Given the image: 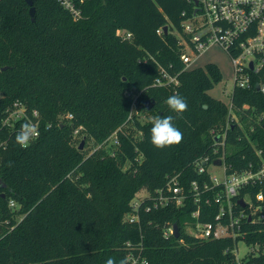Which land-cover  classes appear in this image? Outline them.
I'll use <instances>...</instances> for the list:
<instances>
[{
  "label": "trees",
  "instance_id": "obj_1",
  "mask_svg": "<svg viewBox=\"0 0 264 264\" xmlns=\"http://www.w3.org/2000/svg\"><path fill=\"white\" fill-rule=\"evenodd\" d=\"M78 6L82 17L74 21L57 0H35L31 21L24 0H0V264H106L109 258L120 264L129 249L147 264H264V226L249 229L245 242L256 250L237 262L230 239L185 233L193 206L143 210L170 177L179 175L184 186L199 180L193 162L211 154L224 131L229 173L258 159L254 149L264 159V92L255 89L264 86V66L247 70L250 87L233 88L230 113L209 95L222 79L219 67L185 68L180 59L181 14L192 4L89 0ZM162 70L178 84L152 86ZM175 93L188 103L182 118L165 103ZM134 98L137 114L129 118ZM146 100L154 101L150 110ZM14 104L30 117L38 113L39 135L27 147L15 142L24 120L2 126ZM168 115L183 140L157 149L152 118ZM115 132L118 145L108 141ZM81 140L97 146L88 154L79 150ZM250 191L264 195V182ZM140 198L139 221L130 223L132 202ZM206 211L213 215L215 207H203L200 221L212 219ZM174 223L180 237H163Z\"/></svg>",
  "mask_w": 264,
  "mask_h": 264
},
{
  "label": "built area",
  "instance_id": "obj_2",
  "mask_svg": "<svg viewBox=\"0 0 264 264\" xmlns=\"http://www.w3.org/2000/svg\"><path fill=\"white\" fill-rule=\"evenodd\" d=\"M89 0H57L74 21L82 17L78 5ZM192 4L190 12L183 11L184 19L181 22L184 37L181 38L183 52L181 61L188 68L208 48L219 45L229 55L235 70L234 87H250V76L247 72L258 73L264 66V0H186ZM162 30H157L160 35ZM130 34L124 36L129 39ZM252 63V70L249 64ZM162 77L157 78L152 86L177 85L176 77L168 76L163 70ZM233 87V88H234ZM259 91L264 92V86L259 85ZM232 113V106L227 105ZM137 114L135 98L133 99L131 114ZM71 119V115H66ZM142 118V117H141ZM144 119V117L142 118ZM30 121L38 129V113L27 115L25 109L14 104L8 110L2 126H12L17 121ZM81 128L74 130V137H78ZM226 131L216 136V146L207 154L193 162L194 170L201 176L199 180L191 181L184 186L179 175L170 177L165 186L156 189L153 195H148L150 204L143 207L145 212L158 211L165 208L183 209L188 205L194 207L190 213L191 222L185 223V233L201 240L230 239L233 242V253L237 262V244L249 234V229L264 226V195L261 191L252 194L251 189L264 182V159L261 152L255 150L258 159L251 160L240 171L229 173L231 165H227L226 156L230 152L225 146ZM36 138V137H35ZM108 141L118 145L116 132ZM219 161L220 165H215ZM214 170L219 171L215 173ZM144 198L132 202V212L128 214L127 221L137 223L139 211ZM243 203V205H241ZM13 206V203L10 202ZM203 207H215V213L206 211L210 221H200ZM211 215V216H210ZM172 224L163 229L165 238L173 237ZM247 245V244H246ZM127 248H131L126 243ZM249 246V245H248ZM251 252L255 251V246ZM126 260L128 264H145L140 253L135 255L129 249Z\"/></svg>",
  "mask_w": 264,
  "mask_h": 264
},
{
  "label": "clouds",
  "instance_id": "obj_3",
  "mask_svg": "<svg viewBox=\"0 0 264 264\" xmlns=\"http://www.w3.org/2000/svg\"><path fill=\"white\" fill-rule=\"evenodd\" d=\"M165 103L169 109L182 118V114L188 110V103L184 97L179 93L169 96ZM206 110L207 106L202 105ZM174 117L172 115L152 118V127L150 129V142L157 149H163L177 145L183 140V133L173 123ZM39 135L38 129L30 121H25L21 124L20 131L15 136V142L21 147H27L35 137ZM11 167V164L8 165ZM106 264H116V262L109 258ZM120 264H128L126 259H122ZM147 264V261H145Z\"/></svg>",
  "mask_w": 264,
  "mask_h": 264
},
{
  "label": "rangeland",
  "instance_id": "obj_4",
  "mask_svg": "<svg viewBox=\"0 0 264 264\" xmlns=\"http://www.w3.org/2000/svg\"><path fill=\"white\" fill-rule=\"evenodd\" d=\"M208 63L217 65L222 74L221 81L214 85V87L209 91V95L222 101L226 105H230L231 94L235 83V70L229 55L219 45H214L204 51V53H202L195 61L190 63L189 68L204 67ZM83 146L82 150L89 154L96 148L97 145L90 140ZM214 172L218 173L219 171L214 170ZM144 195L145 191L142 190L137 194L136 198ZM251 249V246L246 245L243 241H239L237 244V259L240 261L245 260L251 253Z\"/></svg>",
  "mask_w": 264,
  "mask_h": 264
},
{
  "label": "water",
  "instance_id": "obj_5",
  "mask_svg": "<svg viewBox=\"0 0 264 264\" xmlns=\"http://www.w3.org/2000/svg\"><path fill=\"white\" fill-rule=\"evenodd\" d=\"M24 1L27 4V6L29 7V16L31 18V21H34L35 9L33 7V3H34L35 0H24ZM163 30L166 33L167 27H164ZM5 69H6V67L2 68V70H5ZM249 69L252 70V63L249 64ZM255 89L257 91H259V85L258 84L255 85ZM144 105H145L146 110H150L153 107V105H154V101L153 100H146L144 102ZM215 141H218V138L215 139ZM83 145H84V140H81L80 146H79V150H82ZM214 164L215 165H220V162L219 161H215ZM0 188H5V185L1 182V180H0ZM2 197H4V195H2ZM241 205H243V203H241ZM172 228H173V237H174V239H178L180 237V230H179L178 225L176 223H174Z\"/></svg>",
  "mask_w": 264,
  "mask_h": 264
}]
</instances>
